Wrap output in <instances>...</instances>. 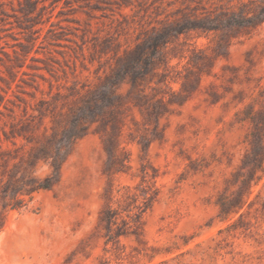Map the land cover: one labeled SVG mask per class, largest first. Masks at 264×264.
<instances>
[{
	"label": "rangeland",
	"instance_id": "374dc122",
	"mask_svg": "<svg viewBox=\"0 0 264 264\" xmlns=\"http://www.w3.org/2000/svg\"><path fill=\"white\" fill-rule=\"evenodd\" d=\"M0 264H264V0H0Z\"/></svg>",
	"mask_w": 264,
	"mask_h": 264
},
{
	"label": "trees",
	"instance_id": "16d2710c",
	"mask_svg": "<svg viewBox=\"0 0 264 264\" xmlns=\"http://www.w3.org/2000/svg\"><path fill=\"white\" fill-rule=\"evenodd\" d=\"M52 167H53L55 179L53 180L49 178L44 183H38V184L32 185L27 193L28 195H30V198L33 196L34 193L39 192L40 190L50 189L54 185V183L58 180L61 165L57 162H53ZM23 207H25V204H22L21 202H19V204H15L13 206V209L19 210V209H22Z\"/></svg>",
	"mask_w": 264,
	"mask_h": 264
}]
</instances>
